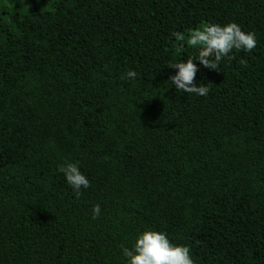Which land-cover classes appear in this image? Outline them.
I'll return each instance as SVG.
<instances>
[{"label":"trees","instance_id":"16d2710c","mask_svg":"<svg viewBox=\"0 0 264 264\" xmlns=\"http://www.w3.org/2000/svg\"><path fill=\"white\" fill-rule=\"evenodd\" d=\"M36 1L0 0V264H122L148 229L194 264H264V0ZM230 22L256 47L177 91L190 33Z\"/></svg>","mask_w":264,"mask_h":264},{"label":"clouds","instance_id":"9594fccd","mask_svg":"<svg viewBox=\"0 0 264 264\" xmlns=\"http://www.w3.org/2000/svg\"><path fill=\"white\" fill-rule=\"evenodd\" d=\"M172 36L181 38L179 33H173ZM189 43L195 46L194 54L170 64L168 68L175 69V74L169 81L177 91L204 97L210 89L208 84L195 82L198 66L194 61L210 70H219L225 57L232 59L230 53L234 50L250 52L256 47L257 39L254 32L242 30L237 23H209L199 30H194ZM136 75L133 70L127 72L128 79H134ZM57 171L62 174L64 181L77 197L81 195L82 190L90 186L89 179L77 163L62 164ZM92 213L93 219L100 216L99 204L92 206ZM119 249L122 264H194L189 247L173 244L165 233L151 229L138 232L129 244H121Z\"/></svg>","mask_w":264,"mask_h":264},{"label":"rangeland","instance_id":"374dc122","mask_svg":"<svg viewBox=\"0 0 264 264\" xmlns=\"http://www.w3.org/2000/svg\"><path fill=\"white\" fill-rule=\"evenodd\" d=\"M27 2L29 3L30 7H32V8L35 7V6L37 5V1H36V0H27ZM199 29H201V28H198V29H196V30H199ZM192 32H193V31H192ZM192 32L190 33V35L188 36L187 41H186L187 45H189V46H192V45L189 43V39H190V36H191ZM194 47H195V46H194Z\"/></svg>","mask_w":264,"mask_h":264}]
</instances>
